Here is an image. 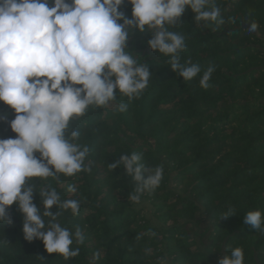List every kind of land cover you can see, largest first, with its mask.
<instances>
[{
	"label": "trees",
	"instance_id": "trees-1",
	"mask_svg": "<svg viewBox=\"0 0 264 264\" xmlns=\"http://www.w3.org/2000/svg\"><path fill=\"white\" fill-rule=\"evenodd\" d=\"M245 22L264 0H0V264H264Z\"/></svg>",
	"mask_w": 264,
	"mask_h": 264
},
{
	"label": "rangeland",
	"instance_id": "rangeland-1",
	"mask_svg": "<svg viewBox=\"0 0 264 264\" xmlns=\"http://www.w3.org/2000/svg\"><path fill=\"white\" fill-rule=\"evenodd\" d=\"M94 4H97V3L94 2L92 5H94ZM245 26L246 27H250L249 28L250 31L251 30H255V29H253L250 26V23L249 22H245ZM261 33L264 34V32H261ZM252 36H254V35H252ZM254 37H256V36H254ZM254 47L257 49V51H259L260 56L262 58H264V52H261V50H259L260 48L261 49L264 48V43L261 42V39L260 38H258L257 44H255ZM262 70H264V66H262ZM109 85L112 86L111 84H109ZM135 205H136V208L141 209L142 212L144 214H146L148 218H150L152 225L158 226V223L159 222H158L157 218L154 215L155 208L152 207V205L148 201H146L144 199H139L138 202ZM45 235H46V237L49 236L47 233ZM172 244H173L172 242H168V243L165 244V246H164V253H163L162 258L160 259V261H161L162 264H172V259L175 257L174 256V247H173Z\"/></svg>",
	"mask_w": 264,
	"mask_h": 264
},
{
	"label": "water",
	"instance_id": "water-1",
	"mask_svg": "<svg viewBox=\"0 0 264 264\" xmlns=\"http://www.w3.org/2000/svg\"><path fill=\"white\" fill-rule=\"evenodd\" d=\"M252 35L256 36L257 38H260L261 39V42L264 43V34L259 32L257 29L255 30H251L250 31ZM261 50V52H264V48L263 49H259Z\"/></svg>",
	"mask_w": 264,
	"mask_h": 264
}]
</instances>
